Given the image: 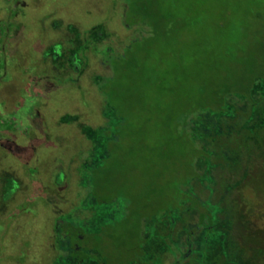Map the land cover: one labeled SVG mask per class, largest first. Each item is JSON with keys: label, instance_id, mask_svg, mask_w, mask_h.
Wrapping results in <instances>:
<instances>
[{"label": "rangeland", "instance_id": "rangeland-1", "mask_svg": "<svg viewBox=\"0 0 264 264\" xmlns=\"http://www.w3.org/2000/svg\"><path fill=\"white\" fill-rule=\"evenodd\" d=\"M263 61L264 0H0V264L75 263L61 221L92 243L78 264H264V129L210 134L234 107V133L264 123L242 97ZM115 133L103 195L126 198L97 213Z\"/></svg>", "mask_w": 264, "mask_h": 264}, {"label": "trees", "instance_id": "trees-1", "mask_svg": "<svg viewBox=\"0 0 264 264\" xmlns=\"http://www.w3.org/2000/svg\"><path fill=\"white\" fill-rule=\"evenodd\" d=\"M139 10H140V7H136V6L132 5L131 10H130L131 11V13H130L131 16L139 17V15H140V11ZM147 23H148L149 27L151 26V30L149 31V33H151L152 28L155 26V23H152V21H147ZM66 53H68V52H66ZM50 56L53 58V60L56 59V61H58V59L60 57L58 55V53L56 52V49L50 50ZM66 57L67 58L64 61L68 64V68H69V70L72 73L71 75H75L76 72L78 71V66H77L78 57L74 56L73 54H71V55L69 54ZM262 64H263V72L259 73V76L257 77L259 79L260 78L261 79L264 78V61H263ZM119 70L120 69H117L116 67H114V69L111 71V75L109 77H107V78L108 79L116 78L118 76ZM76 80L74 78L72 81L74 82ZM69 83L71 84L72 82H69ZM98 90H99V92L102 93V95H106V86L104 84H101L99 86ZM221 96L220 95L217 96V98L219 97V99L215 100V102H214L215 105H212L208 111H210L213 114H222V112H224V110L220 107L221 104H223V102H221L222 101V97ZM242 97L245 98L246 100H248V102L250 103V106L253 105L256 108V110L259 108L258 107L259 104L264 103V97L257 96V97L252 98L251 94H249V93H244V95ZM106 98L112 101V98L111 99L108 98V97H106ZM249 108H248V112H247L246 115H248L250 113V109ZM238 109H239L238 107H234L232 114L229 113L226 116H222L219 119L214 117V116H212L213 119H212L211 123H213L214 118L217 119L216 122H215L214 128H211L213 133L212 132L210 133V134H213L214 141H217L216 139L218 137L219 138H228L229 139V138L232 137V135L236 136L237 138L239 137V138H243V139H248V136H250L251 134H256L259 131V129H261V131L264 129V123L261 124V127H258L257 129H254L252 127V125H251L250 128H247V127H249L248 124L246 126L241 124L240 126L239 125L237 126L238 127L237 134L234 133L235 127H236L235 120H237V117L239 115L238 114L239 113ZM257 112H259V110H257ZM108 116L110 117V115L107 113V117ZM262 117H263L262 111L255 115V118H257V119H261ZM251 121L253 122L254 120L252 119ZM249 123H251V122H249ZM211 126H212V124H211ZM216 128H219V130H220V131H218V133L215 131ZM116 135H117V133H115L114 137L112 138V141H110L109 148L106 149L107 152H105L104 158L101 159L100 161H98L94 165L93 169L91 170V175H93V176H90V178L88 179V183H86L88 185V187H90V195H91V198H89L91 204L86 209L95 210L97 213L101 212L104 209L103 206L109 205L110 203H108V202H111V201H113L115 199H122L121 197L126 198L122 194L121 191H118L115 196L114 195L110 196L109 200H106L104 195H103L104 190L106 189V185H105L106 181L103 180L102 178H104L105 174L107 173V171H105V162L108 160V158L110 156V152L112 150V146L117 141V137H115ZM241 143H243L245 148H247V146L244 144L245 142H241ZM213 145H215V142H214ZM214 152L216 153L215 150H214ZM223 152L224 151L220 152L221 157L224 160H226L225 156L223 155ZM224 154H225V152H224ZM211 163H212V161H211ZM212 164H214V163H212ZM215 165H217V164H215ZM215 165H213V166H215ZM13 182L14 181H11V180L7 179L6 188L3 191L4 195L9 194L14 189L13 186H12ZM183 197L185 198L184 195H183ZM129 199L130 198H127V200L130 202ZM199 201L200 200L198 198L193 200L192 205L196 206L194 208L198 207ZM197 211H198V214H199V225H200L202 223L203 218H204V213L200 209H198ZM102 224H103V228H100V229H104V227H105V225L107 223L103 222ZM55 229H56L55 230V238H57V242L59 241L58 242L59 244H63L64 243L63 240H69L68 243H69V247H70V254H69L68 251L65 254H66V256L70 255V257L73 260L72 262H75L73 264H78L77 262L84 261V260H86V259H88L90 257L91 250H92V245H91L92 243L88 242L90 239L81 233L82 230L79 231L78 228L72 227L71 225L67 224L65 221H61L59 223L57 222L55 224ZM64 235L68 236V238L67 239H63V238L61 239V237L62 236L64 237ZM105 260H107V258H105Z\"/></svg>", "mask_w": 264, "mask_h": 264}]
</instances>
